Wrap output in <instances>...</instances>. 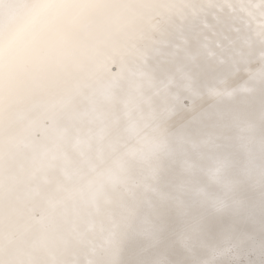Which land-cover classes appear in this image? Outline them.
Masks as SVG:
<instances>
[{
  "label": "snow or ice",
  "instance_id": "obj_1",
  "mask_svg": "<svg viewBox=\"0 0 264 264\" xmlns=\"http://www.w3.org/2000/svg\"><path fill=\"white\" fill-rule=\"evenodd\" d=\"M0 264H264V0H0Z\"/></svg>",
  "mask_w": 264,
  "mask_h": 264
}]
</instances>
